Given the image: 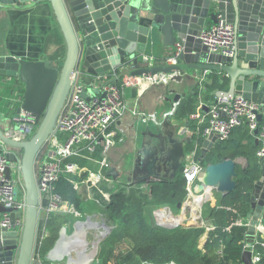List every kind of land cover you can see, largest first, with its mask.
<instances>
[{
  "label": "water",
  "instance_id": "95a60500",
  "mask_svg": "<svg viewBox=\"0 0 264 264\" xmlns=\"http://www.w3.org/2000/svg\"><path fill=\"white\" fill-rule=\"evenodd\" d=\"M40 1L0 0V7L25 9ZM47 1L51 3L65 41L66 55L62 67L51 59L27 60L13 55H0V77H15L25 85L22 104L16 114L22 108L41 119L29 139L13 138L0 125V152L6 149L8 160L19 163L26 200L22 231L8 228L0 230V264L34 262L40 218L36 161L40 150L55 131L78 67L81 66L93 75H104L115 68L128 66L131 67L128 71L130 76L163 74L169 76L171 82H181L190 71L225 73V79H229V89L217 91V96L233 98L235 95H242L260 105L258 120L264 119V0ZM219 13L235 28L232 56L209 52L199 38L200 32L207 26V19L216 23ZM160 43L173 51L181 47L178 62L140 66V57L147 55V48ZM192 90L193 88L188 92L171 90L172 95L166 100L172 103V108L163 118V128L169 130L171 126H175L173 116L176 107ZM136 95V89H126L127 98ZM207 109L205 106L204 110ZM14 128L19 129L18 126ZM254 133L257 135L258 130ZM216 139V135H211L204 141V155L213 148ZM190 142V137L172 140V148L164 155L169 168H166L165 175L159 176L155 172L158 165L151 153L146 151L145 157L143 155L142 149L145 146L141 139L139 144H135L137 148L131 170L125 172L121 166L112 164L107 170V176L118 181L125 175L127 180L124 185L127 187L172 181L177 177L180 161L185 157V146ZM18 151H22V154L19 155ZM236 164V160L232 158L208 164L197 186L199 192L204 186L213 187L223 195L234 191L237 185ZM10 173L8 167L9 177ZM252 202L253 209L246 218L250 220L246 238L248 246L255 241L258 226L264 223V166L262 176L255 184ZM176 206L182 208V202ZM0 212H10L13 222L22 216V212L16 207H7L1 202ZM87 219L75 223V234L72 236L68 234V227L61 228L59 238L45 255L47 262L59 264L67 259V264H75L80 256L79 252H83L82 246L73 245L69 239H76L75 235L83 228L88 250L86 233L90 227L85 225ZM97 226H104L106 230L102 237L111 231V227L105 223L95 227ZM102 237L94 245H99ZM64 239L68 240L67 245L64 244ZM73 251L77 253V257L72 254ZM93 251L96 255L97 250ZM242 262L254 264L251 250H244Z\"/></svg>",
  "mask_w": 264,
  "mask_h": 264
},
{
  "label": "built area",
  "instance_id": "2783aa9c",
  "mask_svg": "<svg viewBox=\"0 0 264 264\" xmlns=\"http://www.w3.org/2000/svg\"><path fill=\"white\" fill-rule=\"evenodd\" d=\"M199 38L211 53L228 56L234 54L235 28L221 13L218 14L216 23H211L200 32ZM180 49L181 47H177L173 51L172 56L168 58V63L178 62ZM149 59L154 60L153 57ZM126 68L127 66H124L108 71L104 75H93L81 66L78 67L74 73L69 96L58 117L55 131L38 154L36 168L40 194L39 223L42 226V232L37 238L34 260L39 264H57L44 262L40 254L42 241L48 235L46 222L49 217L53 214L71 213L77 216L82 214L74 203L64 199L56 191L58 180L66 177L84 199L94 198L101 202L109 196V201L110 194L102 193V198H99L92 196L91 191L92 188L97 187L99 181L114 182L111 177L107 176V170L112 165L109 155L111 149L123 141L121 137L123 129L119 122L128 112H132L146 124L150 121L159 122L157 112L147 113L140 110L137 100L150 87L168 84L170 77L163 74L130 76ZM208 74L209 72L204 71L198 79L202 93L206 90ZM127 88L136 89L137 95L132 98L135 100V106H131V99L126 97ZM84 92L87 93L86 96ZM171 95V92H164L159 98L166 100ZM205 106L208 108L207 111L204 110ZM260 109L259 104L242 95H235L233 98L216 95L209 101L204 100L203 94L200 95L196 109L189 115V119L194 122L195 130L191 129L192 133L187 136L193 141V146L182 168L187 192L182 202L183 212H191L192 216V205L196 209L201 208L208 191L215 190L213 187L204 186L199 192L197 188L208 165H205L199 158L201 145L198 138L205 141L211 135H216L215 145L229 139L235 129L246 125L251 135H255L254 132L258 130L256 156L264 161V124H260L258 120ZM16 112L11 116L10 122L19 129H14V134L9 132L8 134L13 138L21 139V134L37 128L40 118L22 108L18 114ZM166 113L163 115L165 116ZM194 135L197 137L195 140H193ZM6 152V149L0 152V202L7 207H16L22 212V216L13 222L10 212H0V230L8 228L21 232L24 225L26 200L25 195L22 197L19 192L16 193V188L22 183L23 178L19 163L10 162ZM8 167L11 171L10 177L7 174ZM142 187L148 190L150 185L143 184ZM153 214L158 225L168 228L176 227L172 224L174 213L171 205L157 207ZM89 218L94 220L88 216V222L92 221ZM103 220H105L104 215ZM262 224L258 226L255 241L251 246L245 242L244 250H251L254 264H263L262 253L256 248L257 244H261L264 248V241L258 239L264 229ZM232 225L248 228L250 220L240 217ZM213 229L215 226L210 225L208 231ZM223 247L224 245L220 246L219 252L223 251ZM233 264L244 263L240 261Z\"/></svg>",
  "mask_w": 264,
  "mask_h": 264
},
{
  "label": "trees",
  "instance_id": "16d2710c",
  "mask_svg": "<svg viewBox=\"0 0 264 264\" xmlns=\"http://www.w3.org/2000/svg\"><path fill=\"white\" fill-rule=\"evenodd\" d=\"M47 40L57 46L52 54L54 56H51L52 60L65 57V41L58 25L50 32ZM59 67H62L61 63ZM218 81V77L214 76L210 83H206L204 93L201 92L197 82L193 90L187 93L177 105L173 119L188 121L190 128L195 130L194 122L189 119V115L196 109L201 94L206 101L214 98L217 88L222 86H219ZM224 81L227 82L228 79ZM165 88L172 89L168 85L162 87L161 92H164ZM260 124H264V119L260 121ZM195 139H197L196 135L193 136V140ZM198 139L201 145L199 158L205 165L218 163L226 158L236 160L238 157H243L247 162L245 168H240L236 164L237 185L234 191L226 195L216 192V205L210 208L207 217L212 221L215 229L209 232L203 247L204 251L197 245L203 233L201 228H165L157 225L152 218L153 208L177 205L185 200L187 192L182 167L172 181L152 183L148 190L142 185L121 187L110 195L105 205L96 203L102 209L105 220L112 226L111 231L101 241L97 258L93 264H131L137 259H142L145 264L167 262L233 264L242 261L248 228L232 224L240 217L247 218L253 209V190L262 176L264 166V161L256 156L258 149L256 138L248 133V127L244 125L235 129L229 139L216 143L205 155L203 153L204 140ZM192 146L193 141L186 144L187 149H191ZM56 191L64 199L74 203L79 211L82 210L86 199L78 193L66 177L58 180ZM63 219L64 214H53L46 222L48 235L44 237L40 247V254L44 260L46 253L59 238L60 230L64 226ZM258 239L262 238L259 236ZM221 245H224L223 251L219 252ZM256 248L262 253L264 264V248L261 244H257Z\"/></svg>",
  "mask_w": 264,
  "mask_h": 264
},
{
  "label": "crops",
  "instance_id": "0c3cea01",
  "mask_svg": "<svg viewBox=\"0 0 264 264\" xmlns=\"http://www.w3.org/2000/svg\"><path fill=\"white\" fill-rule=\"evenodd\" d=\"M206 23L207 26L212 23L210 18L207 19ZM57 25L53 8L51 3L47 0H41L37 4L25 9L0 7V55H13L27 60L51 59V54L55 51L57 46L54 43L48 42L47 39L50 32ZM146 54L147 55L140 57V66L147 64H165L168 62V58L172 56L173 50L170 48H164L160 43L156 46L148 47ZM151 57H153L154 60H150L149 58ZM130 68L131 67L127 66V73ZM203 73L204 71L199 70L190 71L186 73L187 77L181 82L170 81L168 84L157 86L162 88L170 85L173 90L178 92H188L195 86L199 77L202 76ZM214 76L218 77L219 86L222 85L221 87L218 86L219 88H217L216 92L229 89V79L227 82L224 81L225 78H227L225 73L215 71L209 72L207 82L210 83ZM0 79L2 80V83L0 84V125L8 133L9 129H6L7 121L10 122L11 116H13L17 109L21 107L20 105L23 100L25 85L15 77H0ZM157 86L150 87L147 90L148 92L146 91L139 100H137L138 108L140 110L147 113L156 112L154 104L159 101V96L164 92H171L172 90L165 88L164 92H157ZM216 95L217 94L215 93V96ZM132 98L134 97L131 96L129 98L131 99V106H135V100ZM165 112L167 111H164V113ZM140 120L141 119L134 116L132 112H128L121 122H119L120 127L123 129V132H121L123 141L114 146L110 151L109 155L112 164L122 167L123 159H125L126 154L130 151L127 150V146L130 144H128L129 141L126 137L136 130L137 124ZM185 123L187 131L186 136H188L192 131L189 122L186 121ZM253 138H256V135H253ZM256 142L258 146L257 139ZM21 181L22 183L19 184L17 189L19 195L23 197L25 195V188L23 179ZM112 186L113 183L109 182V187L105 194H110ZM262 225L264 226V223ZM39 227H41L40 223ZM90 227L95 226L90 225ZM261 238L264 241V229L261 233ZM33 264L39 263L34 260Z\"/></svg>",
  "mask_w": 264,
  "mask_h": 264
},
{
  "label": "rangeland",
  "instance_id": "374dc122",
  "mask_svg": "<svg viewBox=\"0 0 264 264\" xmlns=\"http://www.w3.org/2000/svg\"><path fill=\"white\" fill-rule=\"evenodd\" d=\"M52 43V42H51ZM56 49V48H55ZM54 52V51H53ZM53 54V53H52ZM51 56H54L52 55ZM64 60H65V57L61 58V57H58L55 59V64L57 66L60 65H63L64 63ZM96 91V90H95ZM162 91V88L160 86H157V92H161ZM86 92H84V96H86ZM154 108H155V111L157 112L158 114V121L161 120L162 118H164V111H167V112H170L171 108H172V103L170 101H167V100H161L159 99V101L157 103L154 104ZM41 121V119H40ZM39 121V122H40ZM173 124L175 125V128L178 127V130L179 132L181 133L182 137L186 139V134H187V131H186V123H185V120L183 121H177L175 119H173ZM39 125V124H38ZM159 125L157 123H154L152 121H150L149 124H146V123H143L142 120H140V122H138L137 124V128L136 130L133 132V133H130V135H128L126 138L127 140L129 141L128 144H130L129 146H127V150H130L126 156H125V159H123V163H122V170L123 171H130L132 166H133V160L135 158V153H136V148L135 147V144H139L141 139L143 138V133L146 132V131H150L152 132V129L154 130L155 128L158 129ZM38 127V126H37ZM6 129H9V133L11 134H14V126L12 123H10L9 121H7V126H6ZM37 129V128H36ZM35 130L31 131V132H25L23 134H21V139H29L33 136V134L35 133ZM184 131V132H183ZM183 132V133H182ZM134 137V138H133ZM137 142H135L136 140ZM188 150V154L190 152V149H187ZM19 155L22 154V151H18ZM187 154V156H188ZM186 156V158H187ZM236 162L237 164L239 165L240 168H245L246 167V159H244L243 157H238L236 159ZM126 176L125 175H122L118 181H114L113 182V186H112V190L110 191V194L112 192H115L117 191L118 189H120L121 187H127L124 185V183H126ZM109 187V181H99L98 184H97V187L95 188H92V191H91V194L92 196H95V197H99V198H102V193H106L107 192V189ZM18 192V189L16 188V193ZM216 190H209L208 193L206 194V198H205V201L202 205L201 208H197L196 210H194L192 212V216H191V212H183V209L182 208H177L176 205H172V212L174 213V219H178L179 217H182L184 215L185 217V220L183 223L181 224H174L176 227H181V228H184V229H191V228H201L203 230V233L202 235L200 236V238L198 239V248L203 250V247H204V244L207 240V237H208V234L209 232L211 231H208V228L210 227V224H213L211 220H208L207 217L209 216V213H210V208H212V206H215L216 205V201H217V198H216ZM109 197V196H108ZM108 197L106 198V200L104 201H98L96 199H86L84 201V204H83V207H82V210H81V215L80 216H77V215H74V214H65L64 215V226L68 227V234L69 235H74V225L76 222H78L79 220H86L88 218V216H91L95 222H97V225L99 224H102V223H106V225L108 227H111L112 224L109 222H107L106 220H103V211L102 209L97 205V204H104L107 203L108 201ZM97 203V204H96ZM157 208V207H156ZM156 208H153L152 211H154V209ZM103 214L102 216L100 214ZM152 218H153V221L158 225V222L157 220L155 219L154 217V214L152 212ZM172 218V220H173ZM173 224V222H172ZM163 227V226H162ZM174 227V228H176ZM165 228H168V227H165ZM41 232H42V226L39 227V233H38V236L41 235ZM103 232H106L104 226H97V227H90L89 229H87V233H86V239L87 241L89 242V248H88V251H93V250H97L96 251V255L95 257L90 261L89 264H93L95 263V260L97 258V255H98V251H99V245H94V242L99 238V237H102V233ZM108 235V234H107ZM106 235V236H107ZM105 236V237H106ZM105 237H102V240L105 238ZM38 238V237H37ZM101 240V241H102ZM73 255H75V257H77V253L76 252H72ZM79 259V258H77ZM45 262V260H44ZM137 262H139V264H145V261H143L142 259H137V260H133L131 264H138ZM50 263V262H48ZM60 264H67V259H64ZM155 264V263H154Z\"/></svg>",
  "mask_w": 264,
  "mask_h": 264
},
{
  "label": "flooded vegetation",
  "instance_id": "af4514ba",
  "mask_svg": "<svg viewBox=\"0 0 264 264\" xmlns=\"http://www.w3.org/2000/svg\"><path fill=\"white\" fill-rule=\"evenodd\" d=\"M163 118L157 122L159 125L158 129H152V132L146 131L143 133L142 141L144 142L145 148L142 149L143 155L145 157L146 151H149L152 159L156 160L158 167L155 168V172L159 176H163L166 174V168H169V164L165 159V152L172 148V140L182 139V135L178 130V127H170L169 130L163 128L162 126ZM149 124V123H148ZM163 129V130H162ZM167 136V137H166ZM188 154V150L185 146V157L181 159L180 167L181 169L185 163L186 156ZM170 170V169H169ZM172 171V170H171ZM180 170H178V173Z\"/></svg>",
  "mask_w": 264,
  "mask_h": 264
},
{
  "label": "bare ground",
  "instance_id": "6f19581e",
  "mask_svg": "<svg viewBox=\"0 0 264 264\" xmlns=\"http://www.w3.org/2000/svg\"><path fill=\"white\" fill-rule=\"evenodd\" d=\"M192 210L193 211L196 210V207H194V205H192ZM162 213H164V212H162ZM162 213H159V214H162ZM184 220H185L184 215L182 217H179L178 219L177 218L176 219L173 218V224H177V225L178 224H181V223L184 222ZM85 225H87V226L90 227V225L91 226H93V225L96 226L97 223L90 221V222L85 223ZM84 232H85V230H83V228H81V229H79V232H77V234L75 235V238L76 239H72V240L69 239V242H71L73 245L79 244L80 246H82V251L83 252H79L80 256H79V259L78 260H75L76 261L75 264H86L95 255V251H88V250H86L87 243H86V240H85ZM67 243H68V240L67 239H64V244L67 245Z\"/></svg>",
  "mask_w": 264,
  "mask_h": 264
}]
</instances>
